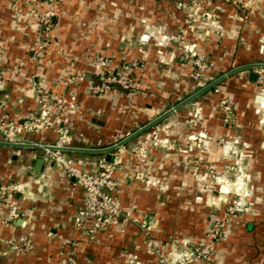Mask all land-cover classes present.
Masks as SVG:
<instances>
[{
	"label": "crops",
	"instance_id": "1",
	"mask_svg": "<svg viewBox=\"0 0 264 264\" xmlns=\"http://www.w3.org/2000/svg\"><path fill=\"white\" fill-rule=\"evenodd\" d=\"M49 8L55 25L35 60L37 16ZM190 48L212 64L205 86L191 79ZM99 54L113 70L135 62L140 93L114 87L94 96L86 81L67 82L75 73L91 76ZM257 68L264 73V0H0V120L35 113L44 91L75 96L66 154L94 172L122 143L115 196L131 216L84 235L72 221L82 189L40 148L0 138V176L21 184L10 200L26 213L0 221V264H67L68 256L76 264H160L149 237L169 261L196 243L206 257L192 264H264V85ZM208 76L216 79L208 83ZM27 138L52 143L56 131ZM140 144L148 147L144 162L132 151ZM139 170L145 176L135 177ZM230 171L246 176L250 192L233 215L210 175ZM213 220L223 223L221 238L208 237ZM21 237L30 245L14 248Z\"/></svg>",
	"mask_w": 264,
	"mask_h": 264
},
{
	"label": "built area",
	"instance_id": "2",
	"mask_svg": "<svg viewBox=\"0 0 264 264\" xmlns=\"http://www.w3.org/2000/svg\"><path fill=\"white\" fill-rule=\"evenodd\" d=\"M55 0H50L53 2ZM178 5H181L179 3ZM193 6L197 2H192ZM56 11L52 8L41 11L37 18V36L34 49V59H40L46 52L51 31L55 25ZM189 60L192 64L191 79L198 85L205 86L203 82L204 74L211 69L212 64L208 58L200 52L189 49ZM91 76L85 77L83 73H75L67 78L69 83H81L86 81V88L89 94L101 96L110 89L117 87L129 95L134 96L140 93V85L133 73L136 68L135 62H128L118 70L110 67L107 58L101 54L96 55L91 60ZM257 82H261L264 73L261 69L255 70ZM208 83L216 78L208 76ZM218 89H216L217 91ZM37 111L21 119H1L0 120V138L3 143L17 147H37L40 148L45 159L52 162L53 165L62 169L67 177L72 178L74 182L82 189V206L72 215L73 224L76 225L86 236H92L96 232L105 230L113 225L126 224L131 222L129 212L124 211L120 201L115 196L119 187V180L115 177V171L118 166V157L127 151V148L120 142L114 144V158L111 160L99 158L96 162L94 172H87L79 168L74 160L66 154V149L71 142V133L68 124V117L72 116L77 110L75 96H66L44 91L37 95ZM220 106L226 122H231L233 117L231 103L223 98L220 100ZM49 129L56 131V138L52 143L29 142L27 135L34 132H43ZM136 158L144 162L148 158V147L140 144L132 148ZM145 176L143 170L135 173V177ZM21 184L4 180L0 176V221L13 222L26 215L25 211L13 203L10 199L12 193L19 190ZM241 207L242 202L235 201L232 206H228L226 211L229 214L234 213ZM224 235L223 223L219 220H213L210 224L208 237L218 239ZM14 248L19 246H29L30 240L21 237L13 242ZM147 249L158 255L160 264H192L196 260L205 259V252L200 244L188 243L177 254L172 261L165 259L159 253V247L152 238L147 239ZM67 264H76L72 256L67 257Z\"/></svg>",
	"mask_w": 264,
	"mask_h": 264
},
{
	"label": "rangeland",
	"instance_id": "3",
	"mask_svg": "<svg viewBox=\"0 0 264 264\" xmlns=\"http://www.w3.org/2000/svg\"><path fill=\"white\" fill-rule=\"evenodd\" d=\"M259 86L264 85V78H262L261 82H257ZM261 92H264V88L260 90ZM230 174H226V176H218V174H210L212 175V178H214L215 182L219 185L217 187L216 192H221L220 194L223 195V203L226 205V208L228 206H232V204L236 201H240L244 203L243 201L246 199V196H250V192L248 188L245 187V178L246 176H235L233 171H230ZM233 172V173H232ZM239 209L240 205L238 206Z\"/></svg>",
	"mask_w": 264,
	"mask_h": 264
},
{
	"label": "water",
	"instance_id": "4",
	"mask_svg": "<svg viewBox=\"0 0 264 264\" xmlns=\"http://www.w3.org/2000/svg\"><path fill=\"white\" fill-rule=\"evenodd\" d=\"M40 164H41V159L39 158V159H37V161H36V166L38 167ZM36 169H37V168H36Z\"/></svg>",
	"mask_w": 264,
	"mask_h": 264
},
{
	"label": "trees",
	"instance_id": "5",
	"mask_svg": "<svg viewBox=\"0 0 264 264\" xmlns=\"http://www.w3.org/2000/svg\"><path fill=\"white\" fill-rule=\"evenodd\" d=\"M133 75H134V73H133ZM134 77L136 78V76L134 75ZM234 213H232V215H233Z\"/></svg>",
	"mask_w": 264,
	"mask_h": 264
}]
</instances>
